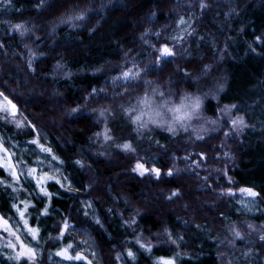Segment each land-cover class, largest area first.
I'll list each match as a JSON object with an SVG mask.
<instances>
[{
  "label": "clouds",
  "instance_id": "clouds-1",
  "mask_svg": "<svg viewBox=\"0 0 264 264\" xmlns=\"http://www.w3.org/2000/svg\"><path fill=\"white\" fill-rule=\"evenodd\" d=\"M257 18L264 0H0V264H264V183L237 175L264 77L232 87L264 60Z\"/></svg>",
  "mask_w": 264,
  "mask_h": 264
},
{
  "label": "trees",
  "instance_id": "trees-1",
  "mask_svg": "<svg viewBox=\"0 0 264 264\" xmlns=\"http://www.w3.org/2000/svg\"><path fill=\"white\" fill-rule=\"evenodd\" d=\"M254 26H257V30L259 31V27L264 26V18H257L256 25ZM248 36L251 38L250 32L248 33ZM260 50L264 51V49ZM77 59H79V57H77ZM235 71L237 76L234 80L238 82H234L232 87L235 91H243L250 83L255 82L257 78L264 77V60L254 62L249 59L245 65L237 66ZM245 156L249 157L250 160L249 163L242 164L244 173H237L238 178L245 182L257 180L264 183V146H261L256 152L245 153ZM123 166L124 164L122 161L121 168ZM121 179H123V177H121ZM126 190H130L135 193V185H132L130 188L126 186ZM145 223H147V221H145Z\"/></svg>",
  "mask_w": 264,
  "mask_h": 264
}]
</instances>
